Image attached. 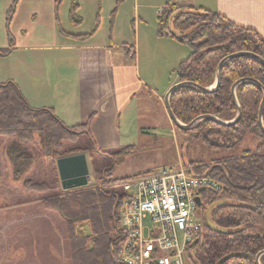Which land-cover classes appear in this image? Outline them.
Wrapping results in <instances>:
<instances>
[{"label":"trees","instance_id":"trees-1","mask_svg":"<svg viewBox=\"0 0 264 264\" xmlns=\"http://www.w3.org/2000/svg\"><path fill=\"white\" fill-rule=\"evenodd\" d=\"M14 0L6 14L8 26L16 10ZM62 0H54L55 20L61 35L79 41L87 40L99 27L88 33L74 34L63 30L57 10ZM79 4L74 1L69 17L74 25L81 20L76 16ZM116 10L111 13L113 23ZM158 35L175 39L190 48V54L177 67V82H193L209 88L215 84L217 67L226 56L236 52H251L264 59V38L253 28L241 26L218 11L200 6L181 8L175 0H168L158 16ZM9 38V36H7ZM8 44L13 45L8 39ZM10 50H0V58ZM126 59H135L124 49ZM235 89L241 116L233 125H222L211 119L199 121L192 129L182 130L189 140L199 139L211 149L232 148L246 135L258 144L253 151L240 156L224 157L213 163H193L196 174H205L221 183L218 190L200 192V211L204 218L202 236L193 244L191 264H216L229 256L223 264H258L256 257L264 251V132L259 125L264 65L249 56L227 60L222 66L220 82L212 92L195 87H181L170 96V107L176 118L189 124L202 115H211L229 122L237 115L232 98ZM93 114L81 124L67 126L52 107L33 108L13 80L0 84V136L9 139L13 148L28 153L27 146L37 144L43 158L56 163L61 157L88 153L91 173L95 182L64 190L56 165L52 179L23 180L22 188L30 193L47 195L44 207L56 213L66 225L69 264H123L118 248L123 240L120 210L123 199L114 170L118 162L130 156L135 145L116 149H99L91 133ZM264 126V108L262 115ZM19 153V152H18ZM30 156V155H29ZM105 160L109 161L105 164ZM33 158L24 169L14 168V177L25 176ZM49 193V194H48ZM211 221L225 233L213 231L205 222V212L213 204ZM264 264V254L259 259Z\"/></svg>","mask_w":264,"mask_h":264},{"label":"rangeland","instance_id":"rangeland-1","mask_svg":"<svg viewBox=\"0 0 264 264\" xmlns=\"http://www.w3.org/2000/svg\"><path fill=\"white\" fill-rule=\"evenodd\" d=\"M74 1L79 4L76 12V16L81 20L79 25H74L69 17V11ZM167 1L62 0L57 10L60 27L75 34L88 33L93 30L97 14H99V27L92 35L95 42L104 41L108 37L111 13L114 10L117 11L114 40L119 44V56H114L109 61L114 66L120 62V90L131 88V90L143 91L136 92L128 109L120 110L119 120L112 116L113 111H108L111 116L109 122L98 119L94 127L93 137L100 149H116L126 145H135L136 147L130 156L116 164L115 177L124 178L145 171H162L180 165L194 171L193 163L202 161L211 164L224 157L240 156L245 151H253L258 144L253 136L246 135L241 143L232 148L211 149L199 139L189 140L188 134H185L170 120L164 105V97L169 89L167 86L177 78L178 64L188 57L190 48L175 39L158 35V16L164 10ZM5 11L6 9L4 13ZM20 22L19 18L14 26L17 28ZM10 23L8 26L6 25V15H4V19H0V43L4 39L3 34H5L6 37L9 36L14 45V39L9 32ZM55 26L58 30L56 20ZM125 48L131 54L136 52L137 56L134 60L123 58ZM74 55L75 60L71 62L74 67L66 72L73 75L75 79L72 89L101 90L104 86L105 90L113 89V83L107 84L104 79L113 68L103 61L100 52L96 57L97 62H92L89 69L84 70L78 68L80 67L78 61H81V53ZM9 56L10 54L0 58V84L7 81L11 75L15 81L22 84V93L26 99H30L31 106L43 107L46 102L34 101V97L29 94L31 83H33L31 80H35V78L26 79L27 71L20 65L21 55ZM133 70H136V77L142 86L134 78ZM87 75L89 79L84 81ZM100 81L103 82V85L98 87ZM157 97H161L163 102ZM86 99L87 96L77 94L75 103L79 105ZM84 121L77 120L72 125L84 123ZM104 138L106 140L102 141ZM9 142V139L0 136V219L2 221L11 218L21 219V217L24 219L30 215L50 217V225L56 227L53 245L55 252L60 250V264H69L65 223L56 213L44 207L41 199L43 200L47 195L30 193L22 188L23 180L26 178L35 181L52 179L56 163L43 158L37 144L28 145L26 154L13 146L9 151ZM85 154L89 166V184H91L95 181L91 173L88 153ZM29 155L33 158V164L27 169L25 176L15 178L14 168L17 166L18 169H24L30 160ZM108 163L109 161L105 160V164ZM17 225L19 224L15 223V226ZM143 225L148 228L151 225L150 220H144ZM3 226L4 223L1 222L0 232L2 233L4 232ZM57 232L58 237L56 236ZM0 241L2 242L0 251L3 255L6 253V243L9 240L3 233L0 235ZM185 264H191V262L186 261Z\"/></svg>","mask_w":264,"mask_h":264},{"label":"crops","instance_id":"crops-1","mask_svg":"<svg viewBox=\"0 0 264 264\" xmlns=\"http://www.w3.org/2000/svg\"><path fill=\"white\" fill-rule=\"evenodd\" d=\"M13 1L0 0V19H4V15L7 14ZM175 1L181 8L200 6L218 11L241 26L255 29L264 37V0ZM116 15L117 13H115L112 25L110 24L108 37L103 38L104 41L95 42L92 36L87 40L79 41L61 35L56 29L54 0H18L9 27L10 35L15 43L10 46L5 34H3L4 39L0 43V50H10V56L21 55L20 65L27 71L26 79L35 78L36 81L30 79L33 83H31L29 94L34 97L33 100L46 102L43 107H52L56 115L67 126H72V123L77 120L86 122L93 114L92 136H94V127L98 119L109 122L111 116L108 111H113L112 116L119 120L120 110L128 109L136 92L143 91L131 90V88L120 90V62L114 66L109 61L114 56H119V44L114 40ZM19 18L21 22L16 28L14 25ZM99 52L103 61L113 68L111 73H107L104 78L107 84L113 83V89L105 90V86L101 90L72 89L75 79L73 75L66 72L74 67V64L71 63L75 60L74 54L81 53V61H78L80 67H77L84 70L89 69L92 62H97L96 57ZM134 54L136 58V52ZM123 58L129 60L126 59L125 54H123ZM133 75L138 84L142 86L136 77V70H133ZM88 79L87 75L84 81H88ZM9 80L15 81L11 75L7 78V81ZM15 82L22 92V84L18 81ZM176 83L177 78L173 79L167 89ZM102 85L103 82L100 81L97 86ZM77 94L87 96V99L78 105L75 103ZM157 98L163 102L161 97ZM26 100L31 106L30 99ZM105 140V138L102 139V141ZM96 145L98 147L97 142ZM22 218H17L18 220L11 218L4 221L0 219V223H4L3 233L9 240L6 243V253L2 255L0 251V264H60V250L55 252L53 246L56 227L50 225V217L30 215L24 218L26 220ZM15 223L19 225L15 226ZM3 233L0 232V235ZM56 236L58 237V232Z\"/></svg>","mask_w":264,"mask_h":264},{"label":"built area","instance_id":"built-area-1","mask_svg":"<svg viewBox=\"0 0 264 264\" xmlns=\"http://www.w3.org/2000/svg\"><path fill=\"white\" fill-rule=\"evenodd\" d=\"M123 199L118 248L123 264H185L202 236V190H218L215 178L183 166L128 175L118 182ZM199 199V203L196 199ZM149 219L146 228L143 221Z\"/></svg>","mask_w":264,"mask_h":264},{"label":"water","instance_id":"water-1","mask_svg":"<svg viewBox=\"0 0 264 264\" xmlns=\"http://www.w3.org/2000/svg\"><path fill=\"white\" fill-rule=\"evenodd\" d=\"M238 56H249L252 57L254 59H256L257 61H259L260 63H262L264 65V59L259 57L258 55H255L251 52H236L233 54H230L228 56H226L225 58H223L220 63L218 64L217 67V73H216V80H215V84L209 88H204V87H200L197 84L193 83V82H177L176 84L172 85L169 90L166 92L165 97H164V105L165 108L167 110V113L169 115L170 120L181 130H190L192 129L199 121L203 120V119H211L219 124L222 125H233L235 124L238 119L241 116V109L240 106L237 102L236 99V95H235V89L236 87L244 81H251L250 79H240L238 81H236L233 86H232V98L233 101L235 102L236 106H237V115L235 116V118L229 122L223 121L219 118H216L214 116L211 115H202L196 119H194L191 123L189 124H183L182 122H180L176 116L174 115V113L172 112V109L170 107V96L172 94V92L178 88L181 87H185V86H189V87H195L197 89H199L202 92H212L213 90H215L220 82V73H221V69L222 66L224 65V63L233 58V57H238ZM252 82L256 83L259 87H261L263 95H262V100L260 103V109H259V114H258V119H259V125L262 129V131L264 132V126L262 123V115H263V108H264V86H262L258 81L256 80H252ZM56 167H57V172L59 175V179L61 182V186L64 190L67 189H71V188H76V187H81V186H85L89 183L90 181V175H89V166H88V161H87V156L85 153H78V154H74V155H70V156H65V157H61L58 158L56 160ZM196 202L199 203V199H196ZM222 204L221 202H217L215 204H213L212 206H210L207 211L205 212V222L206 224L213 230V231H217V232H221V233H225L226 231L223 229L218 228L212 221L210 218V213L211 210L213 209V207ZM264 254L263 252H260L257 257V263L260 264L259 259L260 257ZM229 256H224L221 259H219L216 264H223Z\"/></svg>","mask_w":264,"mask_h":264}]
</instances>
